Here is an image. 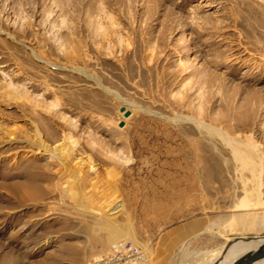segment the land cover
Instances as JSON below:
<instances>
[{"label": "rangeland", "instance_id": "1", "mask_svg": "<svg viewBox=\"0 0 264 264\" xmlns=\"http://www.w3.org/2000/svg\"><path fill=\"white\" fill-rule=\"evenodd\" d=\"M99 214L139 264L264 236V0H0V264H85Z\"/></svg>", "mask_w": 264, "mask_h": 264}, {"label": "bare ground", "instance_id": "2", "mask_svg": "<svg viewBox=\"0 0 264 264\" xmlns=\"http://www.w3.org/2000/svg\"><path fill=\"white\" fill-rule=\"evenodd\" d=\"M92 18L94 19V17L91 16V19ZM102 27L103 26H100V28H102ZM72 49H74V48H72ZM191 120H193V119L191 118ZM193 121L197 125L202 126L205 129L206 128L207 129L209 128L206 125L199 124L195 120H193ZM36 136L39 137V133ZM233 140L236 141L237 145L239 146V149L236 150L231 145V147L233 149V153H234L235 157L237 158V160L240 161V162H243V164L244 163L247 164L248 167H249V169H251V170H255V169L259 170L261 168V163H260L261 156L258 154L257 150L253 146V144H252L253 142L250 141V140L243 141V140H240V139H237V138H235ZM76 143H77V140H75V139L72 140L71 139V144L72 145H77ZM63 146H65V145H63ZM37 147L39 149H42L43 151L48 152V155L51 158H57L59 160L62 158V154H64V152L66 150V148H64V147H61V149H59V150H56L54 148L50 150L47 147V145H45L44 142H42L41 140L37 144ZM69 149H71V148H69ZM69 149L67 150V152H69ZM67 152H66V154H67ZM89 167L90 168H93V166L91 164H89ZM257 190H259V189H257ZM257 199H259V198H257ZM76 202H77L76 203L77 207L81 211H86L87 209L90 208L89 206L83 205L81 201L76 200ZM88 212H89V210H88ZM99 215H98V217H100V219H102V221L106 225V228L105 229L108 230V231H110L109 236L107 237V241H108V244L109 245L113 246L118 241H130L132 244H134L138 248H140L141 251H143L142 253L145 254V252L147 251V248L141 242H139L136 239V237L134 235V232L131 230V228L129 226H125V225L123 226V225L114 223L112 220L108 219L107 217H104L102 214L100 216ZM256 218H259V217H256ZM253 219L255 220V216L253 217ZM235 221H237V223L240 224V225L247 226L248 228L249 227H254V224H255L253 222L252 218H248L245 215H237ZM258 223H259V221H258ZM258 223H257V225H258ZM97 229H103V227H98ZM235 240H237V241H235V242L232 241L228 245H226L225 247H223V249H219L218 251H216L214 253H211L210 254L211 256H210V260L209 261L210 262H211V260L212 261L213 260L215 261L216 259H218L219 257H221V260H219L220 258L218 259L217 264H231L234 260H236L237 258H239L240 256H242L245 252H247L249 250L252 251V250L256 249L257 246H259V244H261L264 241V237H260V238L256 237V238H249V239H240L239 238V239H235ZM201 258H202V256H201ZM196 261H197V259H196ZM202 264H206V263H202ZM253 264H264V258L261 259V260H259V261L254 262Z\"/></svg>", "mask_w": 264, "mask_h": 264}, {"label": "built area", "instance_id": "3", "mask_svg": "<svg viewBox=\"0 0 264 264\" xmlns=\"http://www.w3.org/2000/svg\"><path fill=\"white\" fill-rule=\"evenodd\" d=\"M140 249L130 241H118L104 253L91 257L85 264H139Z\"/></svg>", "mask_w": 264, "mask_h": 264}, {"label": "water", "instance_id": "4", "mask_svg": "<svg viewBox=\"0 0 264 264\" xmlns=\"http://www.w3.org/2000/svg\"><path fill=\"white\" fill-rule=\"evenodd\" d=\"M127 115L128 112H125L124 116ZM260 237H264V236H260ZM251 238H256V236ZM240 239H244V238L241 237ZM263 258H264V241L261 244H259V246H257L256 249L245 252L242 256L234 260L231 264H253L254 262L259 261Z\"/></svg>", "mask_w": 264, "mask_h": 264}, {"label": "crops", "instance_id": "5", "mask_svg": "<svg viewBox=\"0 0 264 264\" xmlns=\"http://www.w3.org/2000/svg\"><path fill=\"white\" fill-rule=\"evenodd\" d=\"M105 239H106V237L104 238V240L102 239L100 245H98V247H96V252L104 251L109 247V245L106 244Z\"/></svg>", "mask_w": 264, "mask_h": 264}]
</instances>
